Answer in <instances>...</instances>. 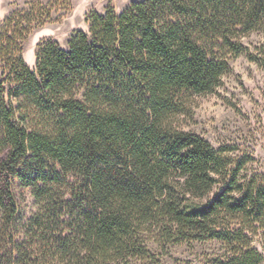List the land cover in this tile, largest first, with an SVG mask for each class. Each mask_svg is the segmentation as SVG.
I'll list each match as a JSON object with an SVG mask.
<instances>
[{
	"label": "trees",
	"instance_id": "trees-1",
	"mask_svg": "<svg viewBox=\"0 0 264 264\" xmlns=\"http://www.w3.org/2000/svg\"><path fill=\"white\" fill-rule=\"evenodd\" d=\"M51 18L29 0L0 29V264H158L150 242L213 239L231 251L221 264H259L256 156L216 148L181 121L196 96L223 84L233 56L260 59L242 37L264 30V0L94 11L87 32L66 49L47 41L31 68L23 41ZM32 108L51 124L29 129ZM14 178L40 205L24 224Z\"/></svg>",
	"mask_w": 264,
	"mask_h": 264
},
{
	"label": "rangeland",
	"instance_id": "rangeland-1",
	"mask_svg": "<svg viewBox=\"0 0 264 264\" xmlns=\"http://www.w3.org/2000/svg\"><path fill=\"white\" fill-rule=\"evenodd\" d=\"M28 1L0 0V29L9 14L25 6ZM34 1L48 6L52 18L34 28L23 41L22 57L31 68L35 67L37 54L47 41H56L66 49L75 33L87 32L89 16L94 11L104 13L113 7L116 12H121L132 2L140 0H70L69 9L68 2L64 0ZM242 42L260 59L253 60L247 53L233 56L230 59L232 70L223 77V84L212 93L196 96L192 116L184 117L181 125L188 131L202 135L216 148L237 145V154L245 150L252 151L257 161L250 164L248 172L252 173L255 169L264 172V30L242 37ZM3 65L4 62L0 60V74ZM29 114L31 117L26 124L29 129L51 124L33 108ZM65 187L61 183L55 186V193L62 196L60 200H64L63 196L66 198ZM13 189L19 204V215L23 220L21 224H24L26 217L38 211L40 205L36 203L32 189L23 186L18 178H14ZM219 190L216 188L211 197ZM62 227L59 222L54 228L61 230ZM251 236L253 246L263 255L259 264H264V232L258 230ZM149 247L157 254L158 264H221L231 253L223 241L215 239L186 240L168 244L165 248L150 242Z\"/></svg>",
	"mask_w": 264,
	"mask_h": 264
}]
</instances>
